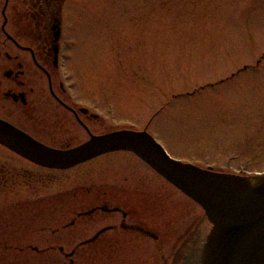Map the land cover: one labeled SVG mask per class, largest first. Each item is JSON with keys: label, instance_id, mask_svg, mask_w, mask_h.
Here are the masks:
<instances>
[{"label": "rangeland", "instance_id": "374dc122", "mask_svg": "<svg viewBox=\"0 0 264 264\" xmlns=\"http://www.w3.org/2000/svg\"><path fill=\"white\" fill-rule=\"evenodd\" d=\"M63 20L67 40L78 39L65 82L77 81L79 100L94 97L97 133L145 129L176 160L264 173V0H64ZM112 156L109 169L132 162L153 174L132 154ZM154 178L190 211L179 210L176 228L204 217L210 230L197 203Z\"/></svg>", "mask_w": 264, "mask_h": 264}, {"label": "flooded vegetation", "instance_id": "af4514ba", "mask_svg": "<svg viewBox=\"0 0 264 264\" xmlns=\"http://www.w3.org/2000/svg\"><path fill=\"white\" fill-rule=\"evenodd\" d=\"M63 5L0 0V120L59 150L110 132L95 131L102 117L94 97L79 100L77 81L65 82L73 54L66 52L75 51L78 39L65 37ZM117 153L136 156L158 176L132 162L109 169ZM159 176L132 151L61 169L0 143V254L13 255L0 264H22L15 258L23 264H184L202 245L207 221L201 217L187 232L176 228L179 210L185 217L190 211L160 195L153 181Z\"/></svg>", "mask_w": 264, "mask_h": 264}, {"label": "water", "instance_id": "95a60500", "mask_svg": "<svg viewBox=\"0 0 264 264\" xmlns=\"http://www.w3.org/2000/svg\"><path fill=\"white\" fill-rule=\"evenodd\" d=\"M0 143L40 165L61 169L107 152L133 151L198 203L211 224L184 264H264V173H228L176 160L147 130L91 135L59 150L0 120Z\"/></svg>", "mask_w": 264, "mask_h": 264}]
</instances>
